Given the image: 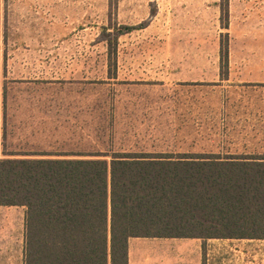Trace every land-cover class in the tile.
Here are the masks:
<instances>
[{
	"label": "rangeland",
	"instance_id": "obj_1",
	"mask_svg": "<svg viewBox=\"0 0 264 264\" xmlns=\"http://www.w3.org/2000/svg\"><path fill=\"white\" fill-rule=\"evenodd\" d=\"M50 5V60L43 65L48 81L42 92L2 81L0 157L100 152L110 159L114 152L200 151L219 140L234 141L239 151L264 150V0H50ZM140 24L144 28L118 38L110 60L99 38L102 28L112 32ZM226 40L229 63L223 67L219 49ZM6 70L3 66L2 73ZM31 104H42L48 128L17 123L19 113L11 110ZM24 225L25 207L0 206V264H24ZM230 239L206 241L204 264L247 263ZM254 243L249 248L259 255L250 264H264V241ZM160 250L157 246L153 257L160 253L162 264L195 261L192 249L173 241ZM146 252L141 248L139 258Z\"/></svg>",
	"mask_w": 264,
	"mask_h": 264
},
{
	"label": "trees",
	"instance_id": "obj_2",
	"mask_svg": "<svg viewBox=\"0 0 264 264\" xmlns=\"http://www.w3.org/2000/svg\"><path fill=\"white\" fill-rule=\"evenodd\" d=\"M144 25L103 27L109 59ZM228 57L226 40L221 66ZM235 145L0 157V206L25 207L24 264H128L133 237L264 239V150Z\"/></svg>",
	"mask_w": 264,
	"mask_h": 264
},
{
	"label": "crops",
	"instance_id": "obj_3",
	"mask_svg": "<svg viewBox=\"0 0 264 264\" xmlns=\"http://www.w3.org/2000/svg\"><path fill=\"white\" fill-rule=\"evenodd\" d=\"M50 0H0V97L3 96L2 81L12 80L11 87L25 90L37 89L42 92L43 81H48L44 77L43 65L49 64V49L51 44L50 27ZM57 35L58 43L59 32ZM64 42V40H62ZM229 63V59H228ZM3 66L7 68L3 74ZM45 76L48 74L45 73ZM47 89V88H46ZM43 94H41V99ZM47 109V108H46ZM45 109V112L48 111ZM11 111L19 113L16 117L17 123L22 124L23 128L41 130L48 128L43 125L49 121L48 115L44 117V108L41 105L18 106ZM2 120V110H0ZM1 132V128H0ZM2 134H0L1 137ZM17 158H43L46 156H15ZM51 157V156H49ZM13 207V206H8ZM23 207V206H21ZM25 226V225H24ZM25 234V233H24ZM173 241L179 247L192 249L195 256L193 264H204L205 242L211 239L200 238H161V237H133L128 242V264H142L155 262L156 247L161 251V244L166 241ZM237 241L234 244L236 255L240 259H247V263H252L251 259H256L258 253L254 255L249 247L257 246L255 242L264 239H230ZM157 243V244H156ZM254 243V244H253ZM146 248L145 256L139 258V250ZM263 256V255H262ZM164 258L159 253L156 260L157 264H162ZM177 264H181L176 260ZM256 264V262H255ZM258 264V263H257Z\"/></svg>",
	"mask_w": 264,
	"mask_h": 264
}]
</instances>
